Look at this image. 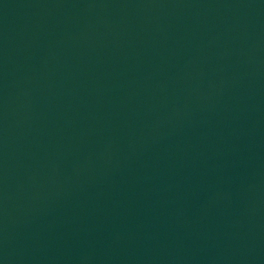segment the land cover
<instances>
[{"label":"water","instance_id":"obj_1","mask_svg":"<svg viewBox=\"0 0 264 264\" xmlns=\"http://www.w3.org/2000/svg\"><path fill=\"white\" fill-rule=\"evenodd\" d=\"M0 264H264V0H0Z\"/></svg>","mask_w":264,"mask_h":264}]
</instances>
